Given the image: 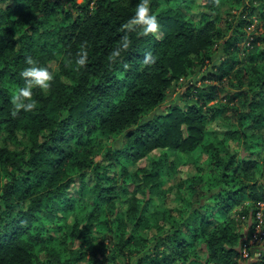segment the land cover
Wrapping results in <instances>:
<instances>
[{"label": "trees", "instance_id": "obj_1", "mask_svg": "<svg viewBox=\"0 0 264 264\" xmlns=\"http://www.w3.org/2000/svg\"><path fill=\"white\" fill-rule=\"evenodd\" d=\"M12 1L7 8L0 7V133L7 132L12 140L21 130L29 146L19 150L0 143V264H80L81 252L64 258L59 248L76 237L83 239L82 246L95 249L92 264L98 262L97 255L109 263L123 254L120 244L114 252L103 244L93 245L94 226L108 223L99 220L100 210L85 213L83 227L77 219L87 196L99 206L106 200L112 214L116 210L117 196L107 186L110 165L95 162L92 155L102 140L112 142L120 136L123 146L109 145V160L136 163L159 148L193 154L204 147L212 153L209 179L190 175L192 180L176 198L177 206L159 209L163 249L157 250V258L151 254L147 259L146 254L138 264H160V259L162 264H241L244 246L259 225L264 240V208L259 206L264 202L260 181L264 177V45L258 44L264 37L254 38L240 59L239 41L245 36L241 27L248 18L242 14L239 25H230L228 35L219 27L218 17L203 12L196 20L179 7L163 8V0H150L158 31L164 33L161 38L144 36L140 26L135 31L124 28L139 0ZM206 1L214 11L225 0ZM260 3L243 0L242 4L244 11L250 9L251 15L264 21V0ZM59 13L66 23H53ZM125 35L130 46L117 55ZM220 41L224 58L189 85L184 95L187 105L151 115L175 83L211 63ZM82 47L89 58L78 69L75 58ZM52 48L62 52L61 72L70 81L57 75L46 93L34 88L35 108L13 116L11 97L24 85L20 73L27 58L45 66L42 53ZM146 52L156 57L155 64H143ZM228 113L226 127L209 128ZM208 136L213 137L209 142ZM193 157L196 171H201ZM135 175L164 180L169 172L154 162L152 170L137 169ZM77 178L82 183L80 197L70 196ZM245 202L249 203L243 215L252 210L256 220L248 236L241 231V219L233 215ZM71 215L74 224L69 222ZM58 233L62 238L55 242ZM39 252H45L46 261ZM251 264H264V254Z\"/></svg>", "mask_w": 264, "mask_h": 264}, {"label": "rangeland", "instance_id": "obj_2", "mask_svg": "<svg viewBox=\"0 0 264 264\" xmlns=\"http://www.w3.org/2000/svg\"><path fill=\"white\" fill-rule=\"evenodd\" d=\"M244 1L256 6L261 4V0ZM77 2L81 4L85 2V0H77ZM242 3L243 0H225L218 6L217 10L212 11V9L208 7L206 0L162 1L163 8L169 9L179 7L187 16L193 17L196 20H199L198 18L203 12L211 14L215 19L218 17L217 21L219 27L227 31L228 35L232 33L230 25L232 24L233 27L239 25L241 22V15L243 14V16L248 18V21H245L242 27L240 26L245 33V36L241 37L239 41L242 50V52L240 51V59L244 58L245 52L248 51L247 48L253 46L252 41L255 40L254 38H258V36L264 37V21L254 14L251 15L249 13L250 9L248 10L249 12L244 11ZM12 4V0H0V7L4 9ZM60 22L66 23L63 13H59L53 18V23L57 24ZM241 32L238 34H241ZM156 34L158 37H164V33L161 31H157ZM258 44L264 45V41L260 40ZM215 50L211 63L207 64L204 68H199L196 74H191L175 83L166 101H164V103L151 115L155 113H165L172 106L178 105L185 107L187 105L184 95L189 85L195 83L197 78H201V76L207 74L213 65L219 64L224 58L222 41L215 46ZM62 56V52L57 48H52L42 53V59L46 61L45 66L54 70L55 76L60 75L64 81L69 82L70 80L61 72ZM230 118L231 115L228 113L221 119V122L216 123L217 121H215L209 125V128H211V130H215L216 128L217 130L222 129L230 123ZM212 138L213 137L208 136L207 142L212 140ZM27 139V135L21 130L18 131L16 138L12 140L8 139L7 132L3 131L0 133V143L4 147L7 146L24 150L25 146L26 148L29 146ZM109 145L113 148H120L123 146V136H120L112 142H108L105 139L102 140V145L94 147L95 153L92 156L95 162L110 165L107 171L111 179L107 182V186H110V193L114 194L115 192V196H117V198L114 197V206H116V210L112 214V209L108 208V206L112 205L106 200L103 206H99L94 202V197L87 196L84 204L82 203L79 205L81 207L80 212L77 214V219L80 220V227H83L85 225L84 214L89 213L92 209H96L97 211L100 210L101 216H99V220H107L108 223L105 226L100 224L94 226V237L92 236L93 245L103 244L107 246L111 252H114L119 244L123 245V254H119L120 256L117 255L116 259H118V257L120 258L116 263L113 262L116 259L108 263L107 261H103L104 257L102 258V255H97L96 260L98 262L96 264H138L140 258L146 254L147 259H151V256H149L151 254L158 257L157 250L163 249L159 246L160 235L158 233L159 228L157 227L158 224H163V221H161L163 215L159 213V209H174L178 204L176 198L186 189L190 180L196 178L199 174L205 179H209L212 153L206 150L204 151V147L194 151L193 154L198 158L199 164H201V171H196L193 154L188 152L159 148L151 151L146 157L134 163L122 158L109 160V157L106 155ZM260 156L257 158H259L261 163L262 159ZM154 162H160L162 168L169 172V177L164 180L150 177L146 180V175H135L137 169L152 170ZM190 175L194 177L191 179ZM260 181L264 184V177L260 179ZM81 185L80 179L77 178L69 189V195L80 197ZM248 203L249 202H245L241 204L233 211V215L236 216L238 220L241 219L240 228L241 231L245 233V236H248L251 226L256 221L252 210L246 215L242 213L248 206ZM259 206L264 208V202H259ZM261 208L259 211L263 214ZM74 216L75 215H71L69 217V222L71 224H74L76 220ZM257 218L259 219L258 212ZM139 220L141 221L140 225H138ZM117 225L118 227H116ZM257 230L251 242L244 246V259L241 261V264H251L264 254V240L261 238L262 229L260 225ZM56 237L57 239H55V242L60 241L62 238L61 233H58ZM82 242V238L76 237L73 241L66 244V247H63L65 246L63 244L60 245L59 248L62 250V256L64 258H70L75 255V252L79 251V253H82V257L79 260L80 264H92V261L95 259L93 256L95 249H88L86 246H82ZM39 257L43 261L47 260L45 252H39ZM159 263L162 264L163 261L160 259Z\"/></svg>", "mask_w": 264, "mask_h": 264}, {"label": "clouds", "instance_id": "obj_3", "mask_svg": "<svg viewBox=\"0 0 264 264\" xmlns=\"http://www.w3.org/2000/svg\"><path fill=\"white\" fill-rule=\"evenodd\" d=\"M137 26L142 27V34L148 36L149 34H156L160 25L156 14L151 11L150 0H139L136 5L134 15H132L124 24V28L128 31H135ZM130 46V40L127 35L122 37V42L117 50H127ZM88 52L86 48L82 47L75 58V65L77 68H83L88 62ZM27 66L23 68L20 75L24 80V85L20 87L11 97V102L14 105L12 115L20 114L21 110L24 112L32 111L35 108V102L31 100L33 96V89L38 88L43 92L50 90L52 81L55 79L54 70L48 66L41 65L32 57L27 58ZM156 63V57L151 52H146L143 60L145 66Z\"/></svg>", "mask_w": 264, "mask_h": 264}, {"label": "built area", "instance_id": "obj_4", "mask_svg": "<svg viewBox=\"0 0 264 264\" xmlns=\"http://www.w3.org/2000/svg\"><path fill=\"white\" fill-rule=\"evenodd\" d=\"M258 214H259V218H262V217H261V215H262L261 212H259Z\"/></svg>", "mask_w": 264, "mask_h": 264}]
</instances>
